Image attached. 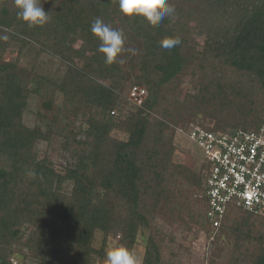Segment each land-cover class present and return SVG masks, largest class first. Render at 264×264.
<instances>
[{"label":"trees","instance_id":"16d2710c","mask_svg":"<svg viewBox=\"0 0 264 264\" xmlns=\"http://www.w3.org/2000/svg\"><path fill=\"white\" fill-rule=\"evenodd\" d=\"M40 2L50 20L29 27L15 0H0V264H15L17 246L37 264H104L110 238L134 251L140 237L141 264H191L192 246L159 225L162 213L228 244L208 264H264V217L230 205L213 228L209 167L175 161L179 130L261 126L264 0H169L175 13L156 26L123 16L119 0ZM97 18L125 36L112 65L90 31ZM135 86L147 91L141 107L128 98Z\"/></svg>","mask_w":264,"mask_h":264},{"label":"built area","instance_id":"2783aa9c","mask_svg":"<svg viewBox=\"0 0 264 264\" xmlns=\"http://www.w3.org/2000/svg\"><path fill=\"white\" fill-rule=\"evenodd\" d=\"M146 97V89L139 86L128 95L138 107ZM179 134L201 149L202 162L209 167L204 196L213 228L220 227L230 205L264 217V120L256 130H239L230 135L200 127L179 130Z\"/></svg>","mask_w":264,"mask_h":264},{"label":"clouds","instance_id":"9594fccd","mask_svg":"<svg viewBox=\"0 0 264 264\" xmlns=\"http://www.w3.org/2000/svg\"><path fill=\"white\" fill-rule=\"evenodd\" d=\"M18 9L17 16L29 27H40L50 20L49 13L44 11L40 0H15ZM120 12L127 18H143L149 25L156 26L166 16L175 13V8L169 0H119ZM90 31L100 41L98 51L103 54L105 63L112 65L118 62L125 44L122 31L113 29L100 18L91 24ZM7 35L0 40H7ZM179 43V40L175 41ZM104 264H139L137 255L124 244L107 250Z\"/></svg>","mask_w":264,"mask_h":264},{"label":"rangeland","instance_id":"374dc122","mask_svg":"<svg viewBox=\"0 0 264 264\" xmlns=\"http://www.w3.org/2000/svg\"><path fill=\"white\" fill-rule=\"evenodd\" d=\"M203 42V39H200ZM80 45V43L78 44ZM15 54L10 53L9 57L11 59H15ZM44 64L47 65L50 62L49 58H45ZM26 64V63H24ZM38 110V100L35 97L31 98L29 109L25 114L24 120L27 126L34 127L36 125V112ZM120 138L127 139V135L118 134ZM175 143L178 147L175 161L178 163H183L188 165L194 171L198 172L200 170V165L203 159V153L201 149L192 141H190L187 137L177 134ZM40 148L45 152L47 149V145L42 143L40 144ZM57 145H54L50 149V156L55 161V163L59 166L60 170H63L66 167L67 158L58 153ZM159 225L168 233L174 231L177 239L179 241L186 242L185 244L192 246V258L191 264H208L206 261V257L213 256L215 258H221L226 249H228V244L225 241L222 244H217L209 240L207 235L198 230L194 229L191 233L188 231H183V227H185L186 223H174L173 220L164 213H162L161 218L159 219ZM102 235L99 233L96 236L95 247L99 248L101 245ZM116 240L110 238L109 248L115 247ZM16 250L18 251L17 259H15V264H37L35 260L32 258L25 259L26 250L22 247L17 246ZM145 251V239L142 237L139 238V242L134 249L135 254L138 257L139 264H141Z\"/></svg>","mask_w":264,"mask_h":264}]
</instances>
